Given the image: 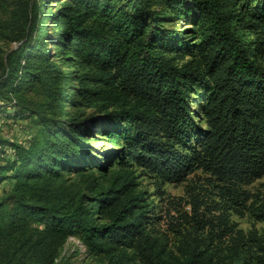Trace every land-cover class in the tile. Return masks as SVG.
Segmentation results:
<instances>
[{
	"label": "trees",
	"instance_id": "1",
	"mask_svg": "<svg viewBox=\"0 0 264 264\" xmlns=\"http://www.w3.org/2000/svg\"><path fill=\"white\" fill-rule=\"evenodd\" d=\"M1 3L16 46L0 47V101L37 130L0 137V264H58L70 237L109 264H264V236L227 218L168 252L135 176L159 190L201 171L248 200L264 177V0ZM250 208L264 221V193Z\"/></svg>",
	"mask_w": 264,
	"mask_h": 264
},
{
	"label": "rangeland",
	"instance_id": "2",
	"mask_svg": "<svg viewBox=\"0 0 264 264\" xmlns=\"http://www.w3.org/2000/svg\"><path fill=\"white\" fill-rule=\"evenodd\" d=\"M6 10L7 8L1 3L0 20L6 18L8 14ZM183 24V22H176L175 27L181 28ZM15 46V44L6 46L0 42V47L4 49ZM1 102L0 137L12 143L26 144L35 134L36 127H31L30 121L24 117L19 119L14 106H10L9 103L2 105ZM85 114L89 115L90 112L86 111ZM100 138L92 141L94 148L104 152L114 148V145L103 139L104 137ZM140 172L135 174L139 176L137 179L140 185L139 190L145 192L148 201L158 205L159 215L162 218L158 225L148 228L147 231L154 238L163 241L168 252L180 256L179 249L186 241L192 243L194 240H206L208 242L211 234H217L220 237L225 231L224 218H227L230 225L237 230L245 233L256 231L258 235L264 236V221H259L250 212L252 202H257V198L264 193V177L242 186V190L248 192L250 196L247 201H244L243 206H237L232 200H228L226 194H223L222 182L201 171L194 172L178 183H164L160 185L159 190L154 185V179ZM158 191H161L163 195L159 196ZM259 204L261 203L256 205ZM229 244L228 239H224L221 243L218 239L214 241V246L218 245L222 249ZM57 263L109 264L105 258L91 256L79 239L73 237L64 244Z\"/></svg>",
	"mask_w": 264,
	"mask_h": 264
}]
</instances>
